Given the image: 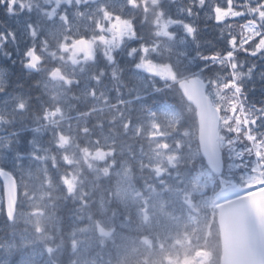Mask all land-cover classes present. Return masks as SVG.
<instances>
[{
    "label": "snow or ice",
    "instance_id": "6c2138e0",
    "mask_svg": "<svg viewBox=\"0 0 264 264\" xmlns=\"http://www.w3.org/2000/svg\"><path fill=\"white\" fill-rule=\"evenodd\" d=\"M0 12V264H264V0Z\"/></svg>",
    "mask_w": 264,
    "mask_h": 264
},
{
    "label": "rangeland",
    "instance_id": "374dc122",
    "mask_svg": "<svg viewBox=\"0 0 264 264\" xmlns=\"http://www.w3.org/2000/svg\"><path fill=\"white\" fill-rule=\"evenodd\" d=\"M4 19V14L2 12H0V20Z\"/></svg>",
    "mask_w": 264,
    "mask_h": 264
}]
</instances>
